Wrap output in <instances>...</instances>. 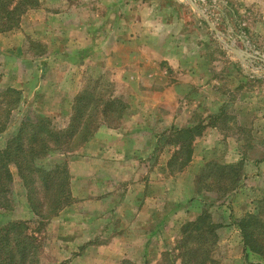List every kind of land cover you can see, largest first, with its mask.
<instances>
[{
  "label": "rangeland",
  "instance_id": "1",
  "mask_svg": "<svg viewBox=\"0 0 264 264\" xmlns=\"http://www.w3.org/2000/svg\"><path fill=\"white\" fill-rule=\"evenodd\" d=\"M43 8L47 18L25 26L20 51L0 49V91L39 85L42 76L63 86L75 79L80 84L74 98L92 90L102 100L100 108L115 99L107 117L94 112L95 132L118 131L101 144L119 146L107 152L119 163L94 177L96 196L106 200L99 207L78 200L89 195L87 183H81L90 173L82 162L87 154L79 152L86 143L47 159L50 164L78 159L73 174L81 181L73 184L70 176L67 215L35 233L41 242L38 264H177L180 231L201 210L217 226L210 254L217 264H264L263 257L243 252L236 226L264 199V0H39L22 15ZM22 15L13 18L21 22ZM6 18L0 15L2 22ZM19 23L11 31H19ZM29 88L18 90L21 101L0 134V148L21 122L36 119V103L57 129L68 124L74 98L70 104H46L40 89ZM195 126L204 128L191 138L190 162L179 172L188 156H178L174 132ZM173 157L169 170L165 162ZM214 163L239 164L232 191L222 192L208 178L200 181ZM10 171L12 199L5 217L35 230L25 190L13 166ZM129 202L137 205L136 216ZM86 208L100 217L84 216ZM117 233L121 240L113 242ZM88 236L91 247L71 246Z\"/></svg>",
  "mask_w": 264,
  "mask_h": 264
},
{
  "label": "trees",
  "instance_id": "2",
  "mask_svg": "<svg viewBox=\"0 0 264 264\" xmlns=\"http://www.w3.org/2000/svg\"><path fill=\"white\" fill-rule=\"evenodd\" d=\"M38 3L39 0H0V15L7 17L5 22L0 20V32L16 28L20 19L18 16L14 20V15H22L26 10L36 8ZM93 94L92 90H84L74 98L65 128L57 129L50 118L38 116L34 121L21 122L4 147L0 148V218L2 212L10 210L13 183L10 168L13 166L36 224L35 230H32L25 221L3 224L0 219V264H38L41 242L35 233L71 203L67 164L61 161L50 164L47 159L56 154H71L82 147L98 128L94 112L99 109L107 117L109 113L106 110L117 104L113 99L100 108L102 100L94 99ZM20 101V91L13 88L0 91V134L6 130L11 112L19 106ZM203 128L195 126L175 130V141L179 145L177 154L188 156L180 164L179 172L190 162L191 151L187 146L191 138L200 137ZM174 159L167 164L169 170ZM207 167L212 170L201 175L200 181L211 179L212 183L223 188L224 193L232 191L239 182V164L214 163ZM236 226L243 252L264 258V199L255 202V211L240 218ZM216 228L204 210L195 221L187 222L180 231V240L176 245L179 251L176 263L217 264L210 257L217 242ZM122 264L129 263L124 261Z\"/></svg>",
  "mask_w": 264,
  "mask_h": 264
},
{
  "label": "crops",
  "instance_id": "3",
  "mask_svg": "<svg viewBox=\"0 0 264 264\" xmlns=\"http://www.w3.org/2000/svg\"><path fill=\"white\" fill-rule=\"evenodd\" d=\"M51 7H53V6H51ZM44 14L47 15V13L45 12V8L35 9V10L31 11V14L26 13L25 15H22L21 22L19 20V22H20L19 25H21L19 31L14 32V31L10 30L7 32H0V49L2 50L4 48V49L8 50V49H11V47H12V49L15 48V50L20 51L22 43L18 42V40L23 39L25 33L23 35L22 31H24V32L26 31L25 26H39L42 23V22H40V18L42 16L44 17L43 19L47 18L44 16ZM44 69H45V67H43V70ZM43 70H40V73H42ZM46 70H47V67H46ZM41 78H42V76H39V82H40L39 85L38 84L36 85V81H34L32 86L27 84V85L21 86V88L18 87L17 89L18 90L20 89L21 91L26 89V91L28 93L30 92L29 87H32V90L33 89H40L39 95L41 98V102L46 101V102H43L46 104H48V103H54V104L58 103L59 104V103L63 102L64 100H65V102H67V104H70L72 102V99L76 95V93H78V91H79L80 82H77L75 79L73 80L74 81L73 83L68 82L67 84H65L63 86V85L53 84V82H51V80L53 79L52 77H50L49 80L47 79V77L42 78V79ZM45 90L48 93H45ZM52 90H54L55 93H52V92L49 93V91H52ZM36 104H37L36 109L38 110L36 116L38 117V116L47 115V113H45L47 111H44V112L40 111V108H39L40 103H36ZM169 107L170 106L168 105V108ZM183 115H185V113ZM181 117L182 116L180 115V116H178L177 119L181 120L182 119ZM170 119L173 120L174 118H170ZM116 133H118V131H115L113 129H106V128L98 129L94 133L93 138L88 143H86L85 146H83L79 150V152H81L82 154H87V159L85 161H82V162L87 163L88 166L86 168H87L88 172H90V173H88V175H89L88 177L82 178L83 179L82 181L75 178V176L73 174L74 168L78 164L77 162H79V160L73 159V160H69L67 162L69 174L73 178V184H77V183L79 184L80 181H81V183L82 182L87 183V186H85L84 188L86 189V191L89 195L79 197L78 198L79 204L87 206L90 203H95V204H98L99 207L104 205V202L106 200L102 197V194H100V196H98V197L96 196L98 194V192H96V191H99L100 188H95V186L97 187V185H96L97 182H96V179L94 177H95L97 171L104 168L105 166H108V165L114 166V164L118 165V163H119L118 161H115V160L111 161L110 157L112 155L110 153H107V152H111V153L116 152L119 150V146L118 145L104 146L105 143L101 144V140L104 139L105 135H111V134H116ZM167 164H168V160L165 162V168H168ZM167 175H169V174H167ZM88 181H91V182H88ZM100 183H102V182H100ZM93 184L95 186H93ZM128 205H129V211L130 212L132 210L131 207L133 205V216H136V213L138 211L137 205L132 204L131 202H129ZM67 209L68 208L62 210L54 219L59 220L62 217H65L66 211H68V212L70 211ZM84 211H85L84 216H87L90 219L91 218L96 219L97 217H100V212L96 213L94 210H91V209L87 210V208ZM2 213H3L2 218L3 219L7 218V221L2 222L3 224L7 223L8 221H15V220L11 219V217H9V215H8V217H5V216H7L6 215L7 212H2ZM89 231H90V229L87 230V232H89ZM116 235H117V237L112 238L113 242L117 241L118 238H120V240H121V237L118 235V233ZM91 237L92 236L86 237V240H79L78 238H75L73 241V244H71V246H73L75 248L76 247H84V248L91 247V244H89V240L91 239ZM84 243L86 244V246H84L85 245ZM106 246H110V243L104 245V247H106Z\"/></svg>",
  "mask_w": 264,
  "mask_h": 264
},
{
  "label": "water",
  "instance_id": "4",
  "mask_svg": "<svg viewBox=\"0 0 264 264\" xmlns=\"http://www.w3.org/2000/svg\"><path fill=\"white\" fill-rule=\"evenodd\" d=\"M207 24H208V26L210 27V29H211L212 31L216 32L215 29L211 26V24H210L208 21H207Z\"/></svg>",
  "mask_w": 264,
  "mask_h": 264
}]
</instances>
